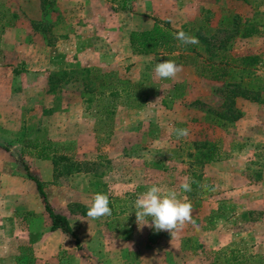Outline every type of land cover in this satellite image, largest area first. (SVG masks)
Listing matches in <instances>:
<instances>
[{
  "label": "rangeland",
  "instance_id": "rangeland-1",
  "mask_svg": "<svg viewBox=\"0 0 264 264\" xmlns=\"http://www.w3.org/2000/svg\"><path fill=\"white\" fill-rule=\"evenodd\" d=\"M249 19L259 32L239 37L235 21L242 27ZM151 22L199 41L179 46L187 57L175 78L156 76L162 54L131 55L127 33ZM7 28L18 49L0 59V194L16 193L18 206L3 217L11 215L19 227L28 213L34 227L46 225L43 201L21 159L43 182L53 209L68 218L79 248L68 237L87 264L98 257L137 264L139 250L150 262L157 256V264H226L232 250L242 264H264V103L238 97L241 117L219 125L207 117L226 109L228 78L201 75L208 61L218 60L210 52L225 45L228 55L257 54L264 83V0H127L124 7L108 0H5L0 40ZM101 57L103 71L90 64L96 58L102 64ZM175 128L189 135L178 138ZM207 140L217 142L219 158L197 163L192 143ZM226 171L231 178L220 180ZM194 172L199 183L183 192L181 183L195 180ZM153 184L190 202L195 225L174 238L138 227L134 202ZM98 192L111 198L112 214L90 219L87 206ZM212 231L228 242L205 248L204 232ZM16 244L17 264H63L43 263L21 238Z\"/></svg>",
  "mask_w": 264,
  "mask_h": 264
},
{
  "label": "trees",
  "instance_id": "trees-1",
  "mask_svg": "<svg viewBox=\"0 0 264 264\" xmlns=\"http://www.w3.org/2000/svg\"><path fill=\"white\" fill-rule=\"evenodd\" d=\"M44 2V0H41ZM111 2L119 1L121 6L124 7V4L127 0H108ZM12 17L16 16L14 13L11 14ZM256 19L241 22L242 27L236 23V32L239 37H248L259 32V28L256 25ZM177 30L168 26L167 24H162L160 22H155L151 28L144 30H132L129 33V45L133 54H157L164 56V60H174L178 65L186 63L182 60L183 55L179 46L182 44L179 40L174 38V33ZM200 38V37H199ZM194 47L199 45L192 44ZM208 48V47H207ZM227 48L225 45H218L216 51L210 52V58L216 56L218 58L217 62L208 61L207 65H204L201 69V75L206 71L208 76L214 80H220L228 78L229 88L227 89V107L224 111L214 112L210 111L208 119H217L219 125H225L226 122L222 119L229 121L237 120L241 117V111L235 107V99L238 97L248 99L257 103H264V98L262 92L264 91V83L259 76L256 74V70L261 60L257 54H247L241 56L228 55L226 51ZM208 50V49H207ZM95 69L94 67H87V72H92ZM100 75L94 77V79L99 78ZM243 79H254L251 84L244 83ZM88 100H91L89 98ZM213 112L215 115L213 116ZM194 151L190 154V158H193L197 163H204L212 161L213 159L219 158V146L215 141H202V142H193L192 143ZM42 158H49L48 155H42ZM19 162L23 165L24 169L27 171L28 177L33 180L36 184V188L39 192V195L43 201L44 208L47 211L51 219V230L60 229L67 236L71 237L77 248H79V239L75 234L73 228L70 225V222L66 215L56 212L51 206L50 202L47 199L46 193L43 188V182L33 174L26 162L19 159ZM53 162L56 166V161ZM195 178V183H192V186H196L199 183L201 174L193 173ZM110 202V200H109ZM110 208L112 209L111 202L109 203ZM86 214V211H84ZM234 250L231 251L230 257L227 259L226 264H242L236 257Z\"/></svg>",
  "mask_w": 264,
  "mask_h": 264
},
{
  "label": "crops",
  "instance_id": "crops-1",
  "mask_svg": "<svg viewBox=\"0 0 264 264\" xmlns=\"http://www.w3.org/2000/svg\"><path fill=\"white\" fill-rule=\"evenodd\" d=\"M95 1V0H94ZM0 2H5V0H0ZM9 7L11 6V1H9ZM153 22V21H152ZM150 23L149 25L140 27V28H132V30H144L149 29L152 27L154 23ZM148 24V22H147ZM12 28H7L1 35L0 40V59L2 58V55L9 56V59L12 55L16 56L17 52V45L18 43L16 41L13 42V45L11 44L10 33ZM129 33H127V40L129 42ZM13 46V48H12ZM131 55L134 58H151L154 56V54H133ZM101 63L97 61V58L95 60H92L90 64H93L95 66H99L101 70H105L107 67V64L104 61V58L99 59ZM11 62V60H10ZM29 62V59L27 60ZM12 67V66H9ZM35 75L38 76L40 72H35ZM41 76H47L46 73L41 72ZM222 173V172H221ZM229 172H223L221 174L220 180L230 179ZM9 194H0V264H17V256H19V251L17 249L16 242L18 241V238H21L25 241V243H29L31 245V250L34 256H40L43 263L44 262H50L55 261L57 259L58 263L63 264H87L85 261L80 259L78 257V253L74 248V243L71 241V239L63 233L60 229L51 230V219L47 212L43 213L42 215L46 218V225L45 228L40 229L39 226L34 227L33 221L35 219L32 217V215L28 216V213H26L27 216H25L24 221H20V226L13 223V219L11 218L13 215V211L15 208H17V194L13 192H8ZM111 201V198H109ZM27 210V209H26ZM45 210V208H44ZM10 211L11 215L8 217H3L7 214V212ZM42 211V209H40ZM5 213V214H2ZM225 219V218H224ZM9 224V229H5V224ZM15 226V228H13ZM18 237V238H17ZM209 238V239H206ZM227 237L223 236V233L218 232V235L214 237V232H204L203 236V243L205 245V248H216L220 245L226 244L228 241H226ZM221 241V242H220ZM15 243V247H13V244ZM63 252V256L62 253ZM65 252V253H64ZM65 254V255H64ZM146 251L139 250L138 255L139 258L136 260L137 264H157V256H155L153 262H150L147 260ZM98 259H101L102 261H98ZM125 259L123 258H117L113 264H124ZM90 264V263H89ZM93 264H108L102 257H98L97 261Z\"/></svg>",
  "mask_w": 264,
  "mask_h": 264
},
{
  "label": "clouds",
  "instance_id": "clouds-1",
  "mask_svg": "<svg viewBox=\"0 0 264 264\" xmlns=\"http://www.w3.org/2000/svg\"><path fill=\"white\" fill-rule=\"evenodd\" d=\"M174 38L182 44H197L199 41L195 36H190L180 30L173 34ZM183 71V65H178L174 60H163L154 67L157 77L162 79L175 78ZM178 138L187 137V128L172 129ZM159 143V142H157ZM195 183L189 177H185L180 185L183 192L192 191L191 184ZM109 197L103 193H95L87 206V217L99 219L110 216L112 209L109 206ZM135 215L138 227L148 226L155 231H167L174 238L186 225H195L193 209L190 202H184L178 198L175 189H166L156 184L148 187L144 192L138 194L135 202ZM151 223H149V219Z\"/></svg>",
  "mask_w": 264,
  "mask_h": 264
}]
</instances>
